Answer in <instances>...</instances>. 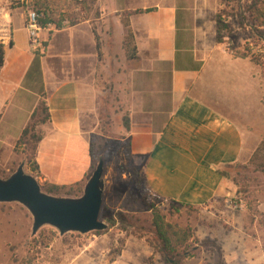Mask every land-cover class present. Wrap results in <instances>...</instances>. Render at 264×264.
<instances>
[{
	"label": "crops",
	"instance_id": "crops-1",
	"mask_svg": "<svg viewBox=\"0 0 264 264\" xmlns=\"http://www.w3.org/2000/svg\"><path fill=\"white\" fill-rule=\"evenodd\" d=\"M77 1L91 4L100 16L74 26L57 28L51 23L46 31L43 27L38 36L46 55L40 57L31 52L36 47L26 31V11L2 9L0 140L4 141L7 130L2 127L13 110H23L25 118L8 145L30 122L40 97L24 83L35 68L50 117L39 127V178L58 186L82 183L92 164L85 120L97 117L108 83L117 104L130 115V148L144 157L142 173L153 194L192 207L233 198L235 186L219 171L244 162L259 144L258 135L241 122L260 119L258 68L217 43L213 17L206 22L197 0L187 8L159 0L113 12L107 10L110 0ZM146 9L152 11L130 14ZM123 18H128L134 36L132 60L123 47ZM118 25L122 34L116 42ZM49 50L59 53L51 55ZM257 243L252 238L245 243L254 250L244 255L251 264L261 263Z\"/></svg>",
	"mask_w": 264,
	"mask_h": 264
},
{
	"label": "rangeland",
	"instance_id": "rangeland-1",
	"mask_svg": "<svg viewBox=\"0 0 264 264\" xmlns=\"http://www.w3.org/2000/svg\"><path fill=\"white\" fill-rule=\"evenodd\" d=\"M156 1L159 0H110L107 10L113 12L127 5L139 9ZM161 1L163 5L174 2L179 8H187L195 0ZM197 1L199 6L202 5L199 10L203 11L206 22L210 23L213 17L215 31L216 15L224 10L222 24L229 25L231 30L221 32L223 43L218 44L231 54H246L245 60L255 66L254 70L258 68L260 119L253 122L245 118L241 122L244 127L252 128L255 136L258 135L259 144L241 165L227 169L231 176L229 181L235 186L234 197L219 198L203 207H185L153 194L142 173L144 157L127 148L130 130L125 129L123 118L129 116L130 119V115L117 104L111 85L105 83L103 89L108 93L100 97L97 117L85 120L90 136L94 135L91 168L82 183L60 186L63 188L58 193L50 195L80 197L99 160H103L104 190L99 220L107 228L87 234L69 232L61 236L55 228L46 225L33 235L32 217L26 208L18 203H0V264H171L165 262L154 248L158 235L153 222L157 216L163 217L178 264H251L244 257L254 251L245 245L251 238L258 242L260 264H264V39L259 36V32L264 34V0L240 1L238 11L245 12L249 24L245 28L239 27L232 16L237 7H224L217 0ZM8 8L24 9L25 17L29 11L37 9L42 13L41 19L43 14L47 15L54 24L52 26L57 28L74 26L83 19L100 16V10L77 0L38 4L0 0V17L4 15L2 9ZM48 28L46 25L45 31ZM116 34L117 42L122 34L120 25ZM40 44L31 50L39 57L46 55L45 45ZM49 52L57 55L59 50ZM39 84V71L34 68L24 83L29 91H36L40 97L32 122L45 117L40 103L45 94ZM28 107V104L23 106L25 110ZM24 118L23 110H13L4 121L2 128L7 133L3 134L4 141L0 140L3 143H0V177L7 178L23 164L24 172L33 176L44 192L43 188L51 184L39 178L33 143L27 146L16 144L18 137L8 145ZM40 125L36 127V134H40Z\"/></svg>",
	"mask_w": 264,
	"mask_h": 264
},
{
	"label": "water",
	"instance_id": "water-1",
	"mask_svg": "<svg viewBox=\"0 0 264 264\" xmlns=\"http://www.w3.org/2000/svg\"><path fill=\"white\" fill-rule=\"evenodd\" d=\"M103 166V160H99L80 197L65 198L43 192L37 180L25 173L20 164L7 178L0 177V203H18L26 208L32 217L33 235L46 225L55 228L61 236L105 230L107 225L99 220Z\"/></svg>",
	"mask_w": 264,
	"mask_h": 264
},
{
	"label": "trees",
	"instance_id": "trees-1",
	"mask_svg": "<svg viewBox=\"0 0 264 264\" xmlns=\"http://www.w3.org/2000/svg\"><path fill=\"white\" fill-rule=\"evenodd\" d=\"M217 1L219 2V4H221L227 8L230 7L232 9H234L237 7L238 9L236 8L237 9L236 13L232 15L234 18H236L237 25L241 28H245V27L249 26V24H247L248 20H246L245 12L238 11L239 7H240V1L241 0H217ZM35 10L37 11V9H35ZM150 11H152V9L134 10V11H131L130 14L131 15L132 14H139V13L150 12ZM223 13H225L224 10H221L216 15V20H215L216 21V41L219 44L223 43L222 38H221V32L223 30L229 29V25L222 24L221 17L223 15ZM51 23H52V21L50 19H48L47 15H45V14H43V18L39 20V24L42 28L48 24H51ZM122 23L126 29L123 47L125 49L126 57L128 59L132 60L136 57V48L134 45V36H133V33L130 29L128 18H123ZM263 26H264V24H263ZM229 30H231V29H229ZM259 36L261 39H264L263 32H259ZM232 55L235 56L236 58H243V59L247 58L246 54H244V53L236 52ZM4 61H5V50H4V46L0 43V71L4 66ZM251 61H254V60L252 59ZM40 103L43 106V111L45 112V117L43 119H41L40 121L32 122L36 117V109H35L31 114L29 124L22 130V132H21V134H20V136L16 142V144H22L24 146L31 145L33 143L32 150L35 151V153H36L37 144L40 141V139L42 138L41 134H36V127L38 126V124L46 123L50 119L45 100H41ZM123 125H124L125 129L129 132V130H130L129 116H125L123 118ZM262 142L264 143V139L262 140ZM93 147H94V135H91L90 136L89 152H90V156L92 158V161L94 158ZM127 148H130V142H127ZM34 156H35V154H34ZM238 165H241V163L236 162V163L228 166L227 169H229L230 167L238 166ZM35 168L38 169L37 166ZM227 169L220 170L219 172L223 177H225L228 180H231V176H230L229 172L227 171ZM61 188H63V187L51 184L47 188H43V190L45 193L50 195V194L58 193ZM171 202H173V201H171ZM174 203H176V202H174ZM176 204H178V203H176ZM178 205L185 206V207H192V206L185 205V204H178ZM153 226H154L155 231L158 235V241L156 242V244L154 246L155 250L161 254V256L163 257V260L165 262L171 263V264H178V262L175 260V258L177 256H175L176 253L174 252V248L172 247V242H171V240L167 234V231L165 230V223H164L163 217L157 216V218L153 222Z\"/></svg>",
	"mask_w": 264,
	"mask_h": 264
},
{
	"label": "built area",
	"instance_id": "built-area-1",
	"mask_svg": "<svg viewBox=\"0 0 264 264\" xmlns=\"http://www.w3.org/2000/svg\"><path fill=\"white\" fill-rule=\"evenodd\" d=\"M41 17L42 14L35 10L29 11L26 17V31L29 37L30 44L34 47H39L41 45L38 36V33L43 29L39 24V20L41 19Z\"/></svg>",
	"mask_w": 264,
	"mask_h": 264
}]
</instances>
